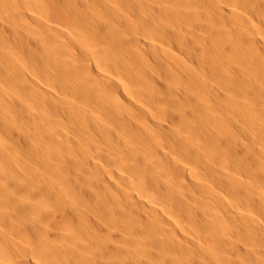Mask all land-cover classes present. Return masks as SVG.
<instances>
[{
  "label": "bare ground",
  "instance_id": "1",
  "mask_svg": "<svg viewBox=\"0 0 264 264\" xmlns=\"http://www.w3.org/2000/svg\"><path fill=\"white\" fill-rule=\"evenodd\" d=\"M0 264H264V0H0Z\"/></svg>",
  "mask_w": 264,
  "mask_h": 264
}]
</instances>
